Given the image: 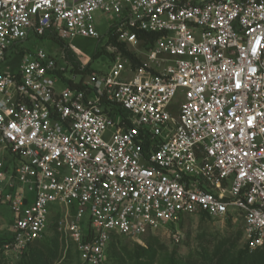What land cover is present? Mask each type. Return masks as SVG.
Wrapping results in <instances>:
<instances>
[{"label": "built area", "instance_id": "1", "mask_svg": "<svg viewBox=\"0 0 264 264\" xmlns=\"http://www.w3.org/2000/svg\"><path fill=\"white\" fill-rule=\"evenodd\" d=\"M96 13L140 63L109 45L96 71L68 42L101 39ZM52 36L74 61L23 46ZM0 67L7 255L45 238L52 213L76 264L198 212L240 217L246 247L264 248V0H0Z\"/></svg>", "mask_w": 264, "mask_h": 264}, {"label": "rangeland", "instance_id": "2", "mask_svg": "<svg viewBox=\"0 0 264 264\" xmlns=\"http://www.w3.org/2000/svg\"><path fill=\"white\" fill-rule=\"evenodd\" d=\"M99 16V13L95 14V20L98 21L97 28L100 34L104 36L102 41L97 42L96 39L79 36L68 42L72 43L80 52L86 53L87 57L90 58L89 62L94 70L108 72L112 63L108 56L102 55V57L92 59V54L96 47L109 51L107 47L111 45L106 44V35L110 22L105 17L99 18ZM23 46L28 49L44 48L49 51L51 48H56V43L32 38L30 41L25 42ZM105 51L103 52L105 53ZM72 53L75 54L74 51ZM0 68L2 69V67ZM59 86L62 87L60 83ZM8 155V151L2 149L0 146V161ZM13 216L9 206L3 205L0 207V243L4 239H9L11 233L9 227L12 224ZM58 219V214H51L46 237L42 241L45 244H50L52 241L59 243L60 251L56 264H76L79 261L76 259L75 254L76 245L73 241L68 240L66 235L58 229ZM84 223H87L86 218ZM240 233H242V236ZM150 235H155L158 241L156 245L157 254L154 258H136L137 256H131L129 252L135 248L136 244L147 247L149 235H144L139 240L125 237L120 238V242L117 244L123 248V258L119 260V263H116L117 260L114 257H107L105 264H168L169 258L174 255L181 258L189 256L200 258L206 249L212 250L216 243L225 238L236 239L237 249L242 248L245 244L243 238V221L240 217L229 222L228 219L209 218L204 216L202 212L189 214L181 223L179 222L169 229L158 230ZM4 244L0 245V264H16L20 262L27 255L31 247H28L21 253H10L7 255Z\"/></svg>", "mask_w": 264, "mask_h": 264}, {"label": "trees", "instance_id": "3", "mask_svg": "<svg viewBox=\"0 0 264 264\" xmlns=\"http://www.w3.org/2000/svg\"><path fill=\"white\" fill-rule=\"evenodd\" d=\"M139 35L140 37H146L149 42H153L158 37L156 34L143 32H139ZM106 36V44H111L117 47L122 52L123 56L129 58L134 64L140 63L134 54L129 51L127 45L123 42H120L116 35L109 31V33L107 32ZM52 38L54 43L65 49L67 57L74 61L75 57L70 49L67 48V43H65L63 40L55 38L54 36H52ZM103 38L104 36L101 37L99 42L102 41ZM102 50V48L96 47L92 54V59H97L102 57V55L108 56L110 59L114 58V53L103 50L105 51L104 53ZM22 53L23 50L17 52L18 56L16 57L15 61L19 59ZM15 61L13 63H15ZM77 67L78 66H75V71L78 70ZM68 82L72 84V81ZM202 214L211 218L205 212H202ZM227 219L229 222L233 220L231 216ZM181 222L182 220L180 223ZM240 235L242 236V233H240ZM120 238H125V236L113 234L107 247V257H114L117 260L116 263H119V260L123 258V248L117 245L120 242ZM9 240H11V236H9V239H4L0 245H3L4 242L6 243ZM147 242V247L136 244L135 248L132 250L133 252L129 251L131 256H137L136 258H154L157 254L156 245L158 244L156 236L149 235ZM30 246V249L27 255L24 256V259L16 264H56L58 261L60 245L57 241H52L50 244H45L42 240H39ZM168 264H264V249L259 248L251 251L248 249V247H246L245 244L242 248L237 249L236 239L225 238L216 243L212 250L206 249L204 253L201 254L200 258H193L192 256L181 258L174 255L173 257L169 258Z\"/></svg>", "mask_w": 264, "mask_h": 264}]
</instances>
